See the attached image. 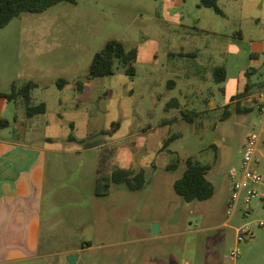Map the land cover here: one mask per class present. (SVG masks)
Here are the masks:
<instances>
[{
    "label": "rangeland",
    "instance_id": "rangeland-1",
    "mask_svg": "<svg viewBox=\"0 0 264 264\" xmlns=\"http://www.w3.org/2000/svg\"><path fill=\"white\" fill-rule=\"evenodd\" d=\"M198 2L186 0L185 7ZM221 2L233 21L216 14L214 32H199L190 47L199 52L192 59H171V51L186 43L171 33L166 0L63 2L41 14H21L0 30V92L9 91L8 79L33 81V102L46 106L45 114L28 121L34 136L26 138L37 143L50 138L44 144L51 151L41 212L46 264H68L65 256L73 253L75 264H264V229L254 224L264 217L259 202H252L249 218L236 213L228 221L226 214L228 171L239 164L246 137L261 129L257 111L237 112V104L241 110L253 107L255 93L244 92L245 84L264 82V16L251 1ZM234 30L254 43L258 65L251 68L254 74L225 85L214 81L212 69L224 63L226 37ZM112 39L137 49L135 75L127 76L117 63L112 76L91 77L93 56ZM184 62L196 71L192 85L173 90L171 79L177 78L171 64L178 68ZM60 80L67 83L59 87ZM77 81L83 92L76 89ZM242 93L236 100L252 95L250 101L208 111L209 95L219 107ZM5 104L11 125L0 135L22 137L21 125L12 131L16 105ZM259 150L255 169L264 176V136ZM188 157L210 167L206 177L215 193L207 201L188 203L173 190ZM175 161L177 170L166 171ZM116 162L143 170L144 187L131 192L112 184L109 195L97 196V170L111 171ZM223 222L227 227L220 226ZM247 223L255 237L236 242L235 229Z\"/></svg>",
    "mask_w": 264,
    "mask_h": 264
},
{
    "label": "crops",
    "instance_id": "crops-1",
    "mask_svg": "<svg viewBox=\"0 0 264 264\" xmlns=\"http://www.w3.org/2000/svg\"><path fill=\"white\" fill-rule=\"evenodd\" d=\"M232 1H241L243 5L251 1L255 3L254 5H260L261 15L264 16V0ZM221 3V0H218L220 9ZM166 4L168 11H171V17H169V12L166 11L171 20V33L178 35V40L186 43L185 46H179L178 51H171V59L175 57L181 59L197 58L199 52L192 51L190 47L195 44L194 42L199 32H214L213 24L216 22V13L209 8H199L197 6L198 3H195L194 8L186 9V0H166ZM221 11L222 14L220 16L222 18L226 19L227 22L233 21V16L229 10L221 9ZM226 38L228 46L224 63L212 69L213 76L215 68H223L224 80L221 83L225 85L231 81L237 82L241 75L245 76V73L249 70L251 74H254L256 69L251 70V68L258 65L259 58L258 50L253 47L254 43L247 42L241 32L234 30ZM181 66L176 68L171 64L172 76L177 78L176 80L171 79V89L173 90L181 91L180 89L190 88L192 85L189 82L196 73L192 63L184 62ZM213 79L215 81L214 76ZM2 81L3 77L0 76V82L2 83ZM13 81L20 80L11 78L5 81L9 84V90ZM257 84H260V92L255 91ZM247 85L250 87L249 90L255 93V97L264 91V82L255 84L247 82L245 87ZM211 96H208V104H210L208 111L217 110L239 101L248 102L252 97V95H248L236 100L238 95H235L231 97L229 102L222 103L218 107L211 99ZM6 102L9 101L0 97V117L3 118H5ZM171 103L174 104L173 106H177L179 102L177 99H173ZM249 108H252V111L254 110L252 105ZM16 109L17 121L14 122L15 126L12 131L15 133L17 124L18 128L21 125L22 129H24L21 134L22 137H15V134L7 137L0 135V264H46L48 254L46 253V244H42L41 241V212L46 183V161L47 155L51 151L44 144L50 138L40 139L38 143L32 139L26 140V138L34 136L27 126L30 119H25L23 110L20 107L16 106ZM203 111L201 110V112ZM189 112L198 113V111L194 110ZM258 154L260 153L258 152ZM116 165L118 168H122L119 167V162H116ZM230 186H228V198ZM220 226L227 227L226 222H223ZM235 241L237 242L236 229Z\"/></svg>",
    "mask_w": 264,
    "mask_h": 264
},
{
    "label": "trees",
    "instance_id": "trees-1",
    "mask_svg": "<svg viewBox=\"0 0 264 264\" xmlns=\"http://www.w3.org/2000/svg\"><path fill=\"white\" fill-rule=\"evenodd\" d=\"M75 4L76 0H0V29L5 28L14 18L21 14H41L52 6L59 3ZM199 8L212 9L216 14L221 15L222 11L218 6V0H199ZM137 60V49H127L119 40H109L104 47L97 52L91 61L89 67V75L91 77H105L114 74L115 65L118 63L123 68L127 76H134L136 73L135 62ZM251 71L245 73L249 76ZM213 76L217 83L224 80V70L217 67L213 70ZM67 82L60 80L58 86L62 87ZM37 87L33 81H13L10 90L7 93H1L0 97L5 98L9 102H13L17 107L23 110L25 119H31L37 115H43L46 112L44 103L35 104L32 98V91ZM75 87L79 92H83L84 87L81 81L75 83ZM250 87H245L247 92ZM244 93V92H243ZM239 94L238 96L243 95ZM252 108L240 109L237 104V112L249 113ZM191 113V112H188ZM193 114V113H191ZM194 115V114H193ZM189 122L192 119L188 114L182 113ZM14 121H17V116H14ZM10 121L0 117V131L10 126ZM113 126L119 127V123H114ZM112 132V131H111ZM109 130L104 131V134H110ZM173 139L170 138L169 140ZM166 141L165 145L168 144ZM177 161L167 165L166 171L174 172L177 170ZM208 165H203L193 157H188L185 160L184 170L181 176L173 183V190L185 202H203L211 199L215 193L214 186L207 179L206 175L209 171ZM112 184H124L131 192L141 190L145 185V174L143 170L135 171L133 169L114 168L111 171L97 170L95 178V193L97 196H106L110 193Z\"/></svg>",
    "mask_w": 264,
    "mask_h": 264
},
{
    "label": "built area",
    "instance_id": "built-area-1",
    "mask_svg": "<svg viewBox=\"0 0 264 264\" xmlns=\"http://www.w3.org/2000/svg\"><path fill=\"white\" fill-rule=\"evenodd\" d=\"M254 109L261 116L260 131L251 132L241 147V160L236 167L228 171V178L231 182L230 195L227 201L226 214L230 221L236 213L242 218H249L253 215L255 207L253 201L259 202V207L264 213V176L255 169L257 155L259 152L262 136H264V91L257 97ZM255 227L264 229V217L255 221ZM237 242L251 240L255 237L251 224H244L236 229ZM238 251L229 253L230 258H236Z\"/></svg>",
    "mask_w": 264,
    "mask_h": 264
},
{
    "label": "water",
    "instance_id": "water-1",
    "mask_svg": "<svg viewBox=\"0 0 264 264\" xmlns=\"http://www.w3.org/2000/svg\"><path fill=\"white\" fill-rule=\"evenodd\" d=\"M152 230L154 234H157L159 232L158 225L153 224ZM77 257H78L77 253H73V254L67 255L65 259L68 264H75L77 261Z\"/></svg>",
    "mask_w": 264,
    "mask_h": 264
}]
</instances>
